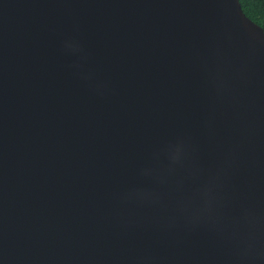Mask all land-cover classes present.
I'll return each mask as SVG.
<instances>
[{
    "label": "water",
    "instance_id": "water-1",
    "mask_svg": "<svg viewBox=\"0 0 264 264\" xmlns=\"http://www.w3.org/2000/svg\"><path fill=\"white\" fill-rule=\"evenodd\" d=\"M0 264H264L238 0H0Z\"/></svg>",
    "mask_w": 264,
    "mask_h": 264
},
{
    "label": "trees",
    "instance_id": "trees-1",
    "mask_svg": "<svg viewBox=\"0 0 264 264\" xmlns=\"http://www.w3.org/2000/svg\"><path fill=\"white\" fill-rule=\"evenodd\" d=\"M242 13L264 32V0H238Z\"/></svg>",
    "mask_w": 264,
    "mask_h": 264
}]
</instances>
